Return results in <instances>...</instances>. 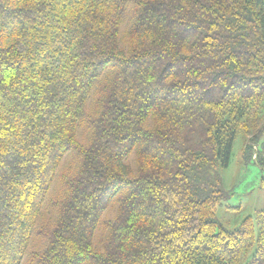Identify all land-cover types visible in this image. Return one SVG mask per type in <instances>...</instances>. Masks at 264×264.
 Wrapping results in <instances>:
<instances>
[{"label": "trees", "instance_id": "trees-1", "mask_svg": "<svg viewBox=\"0 0 264 264\" xmlns=\"http://www.w3.org/2000/svg\"><path fill=\"white\" fill-rule=\"evenodd\" d=\"M238 132L264 189V0H0V264H264Z\"/></svg>", "mask_w": 264, "mask_h": 264}, {"label": "rangeland", "instance_id": "rangeland-1", "mask_svg": "<svg viewBox=\"0 0 264 264\" xmlns=\"http://www.w3.org/2000/svg\"><path fill=\"white\" fill-rule=\"evenodd\" d=\"M244 141V134L238 132L234 138L229 164L221 170L223 188L230 195L217 205L216 215L229 229L237 228L244 217L251 216L257 231L260 212L264 209V189L261 187L263 173L253 161L244 159ZM69 160L71 157H64L61 166L68 164ZM127 163H133L132 156ZM108 214L111 215L110 212Z\"/></svg>", "mask_w": 264, "mask_h": 264}]
</instances>
